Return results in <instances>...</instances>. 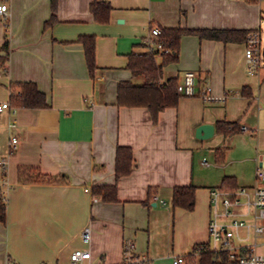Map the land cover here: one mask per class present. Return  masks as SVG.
<instances>
[{
  "label": "crops",
  "instance_id": "crops-1",
  "mask_svg": "<svg viewBox=\"0 0 264 264\" xmlns=\"http://www.w3.org/2000/svg\"><path fill=\"white\" fill-rule=\"evenodd\" d=\"M94 1L111 4L108 22L95 19ZM1 3L10 15L4 20L0 12V103L10 102L11 83L34 82L48 106L0 112V160H6L0 189L7 202L0 264H72L71 253L83 248L91 251L90 264H124L127 239L144 264H174L209 242L213 190L252 193L264 185L256 177L264 167V69L250 73L246 42L185 34L179 60L164 67L161 83L180 84L193 71L196 95L182 96L156 122L146 107L118 104L121 81L144 83L128 69V56L149 50L152 27L257 30L264 0H58L57 21L48 28L51 0ZM82 35L96 37L94 77ZM207 84L225 99L204 101ZM220 121L237 128L225 134ZM206 123L214 135L198 138ZM120 146L130 147L134 160L130 174L117 178ZM208 150L214 163L203 155ZM97 185H116L117 200H104ZM189 185L197 187L194 208L175 207V188ZM85 227L90 243L81 238Z\"/></svg>",
  "mask_w": 264,
  "mask_h": 264
},
{
  "label": "trees",
  "instance_id": "trees-1",
  "mask_svg": "<svg viewBox=\"0 0 264 264\" xmlns=\"http://www.w3.org/2000/svg\"><path fill=\"white\" fill-rule=\"evenodd\" d=\"M255 1V0H253ZM58 0H51L52 14L45 22V27H52L57 21ZM91 12L100 23H106L110 19L112 6L106 1H94L91 4ZM254 30L249 29H223V28H163L159 39L164 42L169 53H160L159 50H148L144 53L132 52L128 56V69L134 77H143V84H135L132 81H121L118 85V104L127 107H146L156 122L161 111L169 107H176L183 94L178 91L176 78L161 83L164 67L179 60L180 41L185 34H195L201 38L222 40L224 42H246L248 34ZM79 42L84 47L88 69L92 77L97 71L96 63V37L94 35H82ZM3 48L9 51V41H5ZM158 58H161L160 62ZM10 103L14 107L41 108L48 106L46 95L39 90L34 82H17L10 84ZM221 132L229 133L237 128V123L220 121L217 123ZM134 155L130 147H118L116 157V176L120 178L132 171ZM46 182H56L59 178L42 176L39 178ZM196 189L194 185L179 186L175 188L173 204L191 210L195 206ZM96 193L102 194L104 200H117L116 185H97ZM7 220L6 195L0 189V222ZM198 252V257L195 254ZM227 256L214 252L209 244L197 245L192 253L185 257V264H226ZM184 264V263H182Z\"/></svg>",
  "mask_w": 264,
  "mask_h": 264
},
{
  "label": "built area",
  "instance_id": "built-area-1",
  "mask_svg": "<svg viewBox=\"0 0 264 264\" xmlns=\"http://www.w3.org/2000/svg\"><path fill=\"white\" fill-rule=\"evenodd\" d=\"M0 12L4 20L10 15L8 4H0ZM264 12V11H263ZM162 29L152 27L146 44L150 50H159L160 53H169L164 42L159 39ZM261 31H252L247 37L246 58L250 63V73L255 74L261 65ZM178 91L184 96L196 95V76L193 71H187L182 83L178 85ZM204 101L213 102L224 100L225 97L215 96L210 84L202 90ZM10 110L15 113L17 108L9 101L0 103V112ZM16 120L10 122L15 126ZM243 130L248 127L244 126ZM13 147L17 144V138L11 141ZM204 164L209 165L207 159ZM6 160H0V165L5 168ZM258 183L264 182V167L256 170ZM213 214L209 222L210 249L227 256L231 264H264V185H256L250 193L247 188L237 191H212ZM245 199V200H243ZM161 202H166L162 199ZM242 205L246 206L243 210ZM92 231L85 227L81 231L84 242L90 243ZM124 264H144V257L137 254L135 243L127 239L123 249ZM91 251L89 248L76 249L70 255L72 264H90ZM185 263V256L175 257L174 264ZM15 264V263H8Z\"/></svg>",
  "mask_w": 264,
  "mask_h": 264
},
{
  "label": "rangeland",
  "instance_id": "rangeland-1",
  "mask_svg": "<svg viewBox=\"0 0 264 264\" xmlns=\"http://www.w3.org/2000/svg\"><path fill=\"white\" fill-rule=\"evenodd\" d=\"M259 28L258 29L261 30V39H262L261 40V50H262V54H261V65L260 66L264 69V15H263V19H262V22H261V25L259 26ZM248 66H249L248 69H250V63L249 62H248ZM208 152L209 153L203 152V155H205L207 157V159L211 163H214V154H215L214 153V150H208ZM207 244H209V247H210V245H211L210 235H209V242ZM226 264H231V263H226Z\"/></svg>",
  "mask_w": 264,
  "mask_h": 264
},
{
  "label": "water",
  "instance_id": "water-1",
  "mask_svg": "<svg viewBox=\"0 0 264 264\" xmlns=\"http://www.w3.org/2000/svg\"><path fill=\"white\" fill-rule=\"evenodd\" d=\"M214 125L212 124H202L197 128V137L201 139H206L214 135Z\"/></svg>",
  "mask_w": 264,
  "mask_h": 264
}]
</instances>
